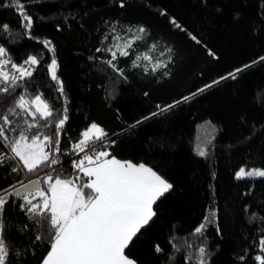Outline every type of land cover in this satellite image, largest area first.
I'll use <instances>...</instances> for the list:
<instances>
[{"label":"trees","instance_id":"1","mask_svg":"<svg viewBox=\"0 0 264 264\" xmlns=\"http://www.w3.org/2000/svg\"><path fill=\"white\" fill-rule=\"evenodd\" d=\"M20 3L33 27L21 26L14 0H0V25H9L0 29V45L17 64L29 55L40 63L13 93H0V114L27 89L26 96L42 94L55 119L68 116L60 133L62 154H57L62 178L75 177L71 147L94 122L108 133L104 140L112 156L143 163L173 185L153 205L156 215L133 237L125 255L136 264H197L198 249L204 247L206 264H258L255 257L264 255L259 246L264 177L238 180L235 173L241 166L264 169V0ZM139 27L147 31L129 56L117 52L114 63L121 74L106 63L111 59L106 50H116L114 36L123 44ZM144 54L152 59L144 60ZM52 59L59 65L63 94L49 74ZM159 61L166 67L153 70ZM45 132L53 134L54 124ZM0 153L11 155L2 142ZM18 163L15 158L0 164V189L11 191L9 185L18 187L17 181L49 171L21 168L17 174L12 169ZM22 202L11 199L0 213L6 264H18L21 252L41 264L51 245L48 225L37 223ZM202 223L203 232L193 235Z\"/></svg>","mask_w":264,"mask_h":264},{"label":"snow or ice","instance_id":"2","mask_svg":"<svg viewBox=\"0 0 264 264\" xmlns=\"http://www.w3.org/2000/svg\"><path fill=\"white\" fill-rule=\"evenodd\" d=\"M14 4L21 18V26L31 29L33 19L25 11L26 6L20 0H14ZM0 29L8 30L9 25H0ZM146 31L139 27L133 36L123 40V44L120 43L122 37L114 36L116 43L113 47L116 50H106L111 54V59L106 63L122 74V70L114 63L117 52L120 56H129L134 42L141 40ZM43 43L45 47L54 50L50 41ZM152 47L155 48V45ZM139 59L138 56L137 60ZM143 59L150 61L152 57L144 54ZM260 60L264 61V57H260ZM39 63L37 56L29 55L22 63L17 64L8 57V49L0 45V93H13L20 86V81L33 75L34 69L30 70L25 65L36 66ZM133 64L138 66L136 61ZM8 66L13 71H8ZM58 67L57 61L52 59L48 70L51 79L59 85L57 90L63 94V82L57 76ZM160 67L166 65L159 61L153 70ZM247 67L249 66L245 65ZM242 70L235 71L238 73ZM229 75L235 78L233 73ZM26 91L27 89L18 95L7 112L0 114V142L11 153H0V164L7 159L18 158L17 167L12 169L14 173L19 174L21 168L28 173H38L43 169L49 171L43 177L37 176L27 183L17 181L20 185L18 188L9 185L11 191L0 189V213L11 199L19 198L23 201L20 207L37 223L44 222L48 225L51 245L42 264H136L125 255V249L141 228L156 215L153 205L173 185L143 163L137 165L115 157L109 158L108 151L97 150L96 142L103 141L108 133L94 122L80 133V139L71 147V151L78 156V159L72 161V167L83 176L62 178L61 169L56 167L61 164L57 154H62L60 133L68 116L65 114L62 118L55 119L50 103L42 94L26 96ZM66 111L65 108L64 112ZM53 124L55 132L46 134L45 130ZM110 143L114 144L115 141ZM80 153L84 155L79 156ZM199 154L203 156L205 152L201 150ZM246 177H264V169L241 166L235 173V178L240 180ZM42 184L46 187H42ZM205 220L208 221L209 217L206 216ZM205 227V224H200L194 229L193 235L201 234ZM3 231L4 225L0 221V264H6L9 254ZM37 239L41 237L37 236ZM259 246L264 253V238L260 239ZM156 251H162L159 245L156 246ZM205 256V248L200 247L196 256L197 264H206ZM192 258L190 254L188 259ZM240 259L244 260V257ZM255 260L258 264H264V255H257Z\"/></svg>","mask_w":264,"mask_h":264},{"label":"built area","instance_id":"3","mask_svg":"<svg viewBox=\"0 0 264 264\" xmlns=\"http://www.w3.org/2000/svg\"><path fill=\"white\" fill-rule=\"evenodd\" d=\"M25 67H28L30 70H32L34 66L25 65ZM7 70L10 71V72L13 71L10 66H8ZM95 147L97 148V150L108 151L107 144H106L105 140L96 142ZM89 154H91V152H89ZM83 155H84V153H80L79 154V156H83ZM75 157H76V159H78L77 154H75ZM27 181H29V180L25 179V182H27Z\"/></svg>","mask_w":264,"mask_h":264},{"label":"rangeland","instance_id":"4","mask_svg":"<svg viewBox=\"0 0 264 264\" xmlns=\"http://www.w3.org/2000/svg\"><path fill=\"white\" fill-rule=\"evenodd\" d=\"M248 169H253V168H248ZM254 169H260V168H254ZM21 249L22 250L27 249V246L21 245ZM18 264H34V263L32 262L30 257H29V259H27V253L21 252V257L19 259Z\"/></svg>","mask_w":264,"mask_h":264},{"label":"crops","instance_id":"5","mask_svg":"<svg viewBox=\"0 0 264 264\" xmlns=\"http://www.w3.org/2000/svg\"><path fill=\"white\" fill-rule=\"evenodd\" d=\"M109 152V151H108ZM110 154V153H109ZM111 157H114V156H112L111 154L109 155V158H111ZM80 174H82V173H79L78 172V170H76L75 169V172H74V175L76 176V175H80ZM29 254V253H28ZM29 257H30V254H29ZM29 261V260H28ZM41 264H42V262H41Z\"/></svg>","mask_w":264,"mask_h":264},{"label":"water","instance_id":"6","mask_svg":"<svg viewBox=\"0 0 264 264\" xmlns=\"http://www.w3.org/2000/svg\"><path fill=\"white\" fill-rule=\"evenodd\" d=\"M35 179H36V178H35ZM32 180H34V179H32ZM27 182H28V181H27ZM27 182H25V183H27ZM18 187H19V186H18ZM18 187H17V188H18Z\"/></svg>","mask_w":264,"mask_h":264}]
</instances>
